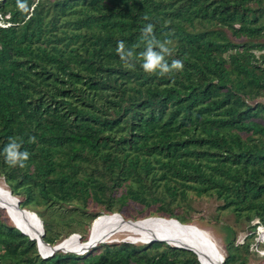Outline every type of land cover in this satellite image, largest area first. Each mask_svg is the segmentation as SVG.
I'll return each instance as SVG.
<instances>
[{"label":"trees","instance_id":"obj_1","mask_svg":"<svg viewBox=\"0 0 264 264\" xmlns=\"http://www.w3.org/2000/svg\"><path fill=\"white\" fill-rule=\"evenodd\" d=\"M26 3L29 12L0 0V178L35 212L47 243L63 240L42 211L65 204L137 218L155 205L172 215L194 194L216 198L253 231L264 223V0ZM149 23L157 39L173 41L181 72L124 67L118 41L142 51ZM12 137L30 154L24 168L5 161ZM253 231L244 255L228 252L223 264L261 257ZM0 264L201 263L165 242L106 243L82 257L45 259L0 209Z\"/></svg>","mask_w":264,"mask_h":264},{"label":"rangeland","instance_id":"obj_2","mask_svg":"<svg viewBox=\"0 0 264 264\" xmlns=\"http://www.w3.org/2000/svg\"><path fill=\"white\" fill-rule=\"evenodd\" d=\"M0 185L6 187L9 193L11 192L7 185L6 180H4L3 178H0ZM160 189H163V187H161ZM10 195L12 194L10 193ZM14 198L20 201L24 200V197L22 195L18 197L14 196ZM167 202H169V199L167 200ZM221 205L222 202L216 200V198L197 197L194 194H190L186 202H183L180 206H176L174 204L172 208H170L172 210L171 211L172 215L165 212L164 214L155 213V211L158 208V206L156 205L147 208L145 207L142 208L144 210L143 211L144 214L142 213L143 214L142 216L134 213V216L135 217L137 216V218L134 217L132 218L128 215H123L124 217H121V215L118 213L115 214L113 213V215H118L123 219L133 220V221L145 220L153 217L161 218V216L175 218L172 220H176V218H179L182 222L179 220L176 221H179L180 224L192 229H196L200 232H204L205 234L209 235L212 238L214 243L219 247L221 251L222 257L220 260L221 261L220 264H223L224 263L223 260L226 259L228 252L231 253L232 251H236L237 249H239V252L244 255L243 253L244 251H242L241 249L244 243L243 241H245L249 235L253 234L252 233L253 230L251 229L252 223L248 224V222L245 220L238 221L236 215L230 210H225V211L221 210L220 209ZM0 209L5 211L10 221L12 222V225L16 227V224L14 223V220L10 216L9 212L2 207ZM42 212H43L42 214L43 217L40 218L41 220L43 221L51 220L56 223L53 229L54 238H61L60 240L61 241L63 240L62 242H64V240L69 239L71 237H78L84 243L88 242V240L90 239L93 227L103 217L109 215V213L98 207L87 206L82 208L80 204L79 205L65 204V205L57 206L54 213H47L46 210ZM32 213L35 214V212ZM72 219H76L78 222L72 223L73 222ZM228 227L232 229V233H229V231L227 230ZM42 229H43L42 232L44 234L45 231L43 226ZM121 233L117 234L115 237L108 240L107 242L100 244L120 243V242L145 244L150 242L140 239L139 236L132 235L129 232H121ZM250 243H252V238L250 240ZM40 250L44 255L49 254L44 252L41 249V247ZM256 251L261 257L256 258L255 256L251 255L248 264H264V245L262 246L258 245V247H256ZM59 252H64L66 254L69 253L75 254L80 257L84 255L82 251L78 252L76 250H62ZM198 257L200 259L199 255Z\"/></svg>","mask_w":264,"mask_h":264},{"label":"bare ground","instance_id":"obj_3","mask_svg":"<svg viewBox=\"0 0 264 264\" xmlns=\"http://www.w3.org/2000/svg\"><path fill=\"white\" fill-rule=\"evenodd\" d=\"M0 206L9 212L16 227L37 240L44 252L51 253L52 247L50 248L42 242L43 229L37 215L25 209L24 212L18 209V200L10 195L3 185H0ZM121 217L106 215L93 227L88 242L84 243L78 237H71L57 244L56 249L59 251L76 250L83 252L89 246H97L100 243L107 242L121 232H129L146 241L160 239L168 241L171 245L191 249L196 254L198 253L202 264L221 263L222 254L219 247L204 232L189 228L180 224L179 221L171 219L153 217L129 222Z\"/></svg>","mask_w":264,"mask_h":264},{"label":"clouds","instance_id":"obj_4","mask_svg":"<svg viewBox=\"0 0 264 264\" xmlns=\"http://www.w3.org/2000/svg\"><path fill=\"white\" fill-rule=\"evenodd\" d=\"M18 8L23 12H29L26 0H18ZM141 41L143 50L139 52L136 51V46L128 47L124 41H118L116 52L125 68L134 71L139 63L146 74L159 75L160 77L170 76L183 70V61L172 58L174 55L173 41L157 39L153 24L149 23L141 29ZM30 142H35V138H31ZM22 147V142L18 137L9 139L3 149L5 161L9 166L20 168L26 166L30 154L26 150H22ZM41 256L43 257V255ZM48 257L46 256V258Z\"/></svg>","mask_w":264,"mask_h":264},{"label":"water","instance_id":"obj_5","mask_svg":"<svg viewBox=\"0 0 264 264\" xmlns=\"http://www.w3.org/2000/svg\"><path fill=\"white\" fill-rule=\"evenodd\" d=\"M11 194H12V192H10ZM13 195V194H12ZM14 196V195H13ZM1 208V207H0ZM18 209H20L21 211H25L24 209H22L21 208V203H20V201L18 200ZM129 222H131V221H129ZM24 235H26V236H28L26 233H24L19 227H17ZM44 234H43V239H42V242L46 245V246H48V247H52V251H51V253L50 254H46V255H44L43 253H41V250H40V244L38 243V246H39V250H40V254L41 255H43V257H50L51 255L53 256L56 252H59V250L58 249H56V246H51V244H49V243H47L45 240H44ZM31 240H35V239H33V238H31L30 236H28ZM38 242V241H37ZM151 242H165V243H167L168 245H171L168 241H165V240H160V239H154V240H152V241H150V242H148V243H151ZM171 246H173V247H176V248H183V249H186V250H190V251H193V250H191V249H188V248H184V247H181V246H178V245H171ZM96 247V245H94V246H89L88 248H86L82 253H88L91 249H93V248H95ZM194 252V251H193ZM72 253H74V252H72ZM81 253V254H82ZM195 253V252H194ZM80 254V253H79ZM196 254V253H195ZM199 258V257H198ZM199 261H200V259H199ZM200 263H201V261H200Z\"/></svg>","mask_w":264,"mask_h":264},{"label":"built area","instance_id":"obj_6","mask_svg":"<svg viewBox=\"0 0 264 264\" xmlns=\"http://www.w3.org/2000/svg\"><path fill=\"white\" fill-rule=\"evenodd\" d=\"M0 25H1V23H0ZM3 26H5V25H3ZM255 226H256L255 234L257 235L258 244H259V246H262V245H264V223H262L260 220H257L255 222ZM44 258H46V257H44Z\"/></svg>","mask_w":264,"mask_h":264}]
</instances>
